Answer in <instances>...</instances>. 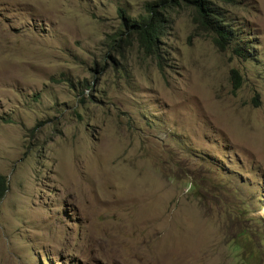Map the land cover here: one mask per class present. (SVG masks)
Here are the masks:
<instances>
[{"label":"rangeland","instance_id":"374dc122","mask_svg":"<svg viewBox=\"0 0 264 264\" xmlns=\"http://www.w3.org/2000/svg\"><path fill=\"white\" fill-rule=\"evenodd\" d=\"M151 1L0 0V264H264V0L219 6L246 60L185 9L161 66Z\"/></svg>","mask_w":264,"mask_h":264},{"label":"trees","instance_id":"16d2710c","mask_svg":"<svg viewBox=\"0 0 264 264\" xmlns=\"http://www.w3.org/2000/svg\"><path fill=\"white\" fill-rule=\"evenodd\" d=\"M233 0H152L145 5V15L131 19L119 10L122 25L127 37H133L139 50L161 66V39L169 34L172 17L181 10H190L191 23L201 33L211 36L219 52L232 48V53L241 60L247 59L244 46L238 41L237 31L219 9L220 5H232ZM121 40H118V45ZM117 45V47H119ZM230 79L233 90L239 89L241 77L231 70ZM8 189L6 178L0 175V199Z\"/></svg>","mask_w":264,"mask_h":264}]
</instances>
